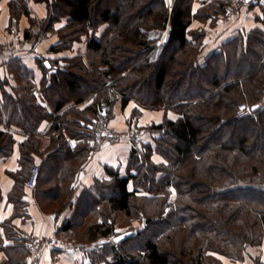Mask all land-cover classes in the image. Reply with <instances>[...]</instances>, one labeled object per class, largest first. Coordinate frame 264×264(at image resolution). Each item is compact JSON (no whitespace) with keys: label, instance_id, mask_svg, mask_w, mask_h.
<instances>
[{"label":"trees","instance_id":"16d2710c","mask_svg":"<svg viewBox=\"0 0 264 264\" xmlns=\"http://www.w3.org/2000/svg\"><path fill=\"white\" fill-rule=\"evenodd\" d=\"M39 1L48 4L49 16L42 22L45 30L68 18L53 50L70 49L91 32L88 52L100 58L88 62L78 55L69 59L64 71L57 68L50 83L42 80L39 84L56 113L71 100L78 104L89 95H95V100L89 106L94 114L90 118L76 108L54 118V128L61 134L52 139L55 153L40 167L35 188L42 181L50 182L54 188L45 194L54 195L62 182L68 183L75 176V161L88 147L72 151L63 130L74 137L90 132L102 115V100L109 98L108 81L124 96L118 101L123 106L134 99L146 108L171 109L180 114L177 120L166 117L163 123L148 129L155 136L153 143L142 139L141 147L131 143L133 150L126 175L108 169L111 179L99 184L98 193H83L73 219L61 231L77 230L78 220L83 217L80 215H85L83 222L85 226L88 222L86 229L91 241L111 236L115 239L119 235L115 234L116 223L108 222L111 214L144 219L141 231L111 243L108 254L115 259L111 264H207L208 260H214L213 253L236 257L248 246L261 244L264 185L254 187L242 181L247 169L258 174L261 165L264 168V109L254 116H241L237 110L244 101L254 102L261 97L264 100V31L255 29L246 37L237 36L220 52L208 56L202 65L201 34L192 31L194 41L188 40L194 0H175L172 10L166 0ZM221 3L206 8L219 7L220 12L224 11L226 3ZM16 4L17 10L30 14L26 0H18ZM14 6L13 3L15 12ZM168 26L172 27L170 39L159 57L151 60L157 44L148 39V33L166 30ZM30 36L26 32V38ZM27 74L29 81L23 84L20 100H11L6 105L13 111L12 118L18 119L30 135L21 146L26 166L31 162V153L38 148L36 127L43 119H53L31 94L32 72ZM115 103H110L107 118ZM129 128L141 129L144 134L140 126L133 124ZM11 138L12 134L0 132V142L6 145L7 153L11 151ZM154 154L163 156L166 163L155 162ZM243 159L254 162L246 168ZM67 161L72 164L65 169ZM29 171L20 176L27 177ZM261 179L264 183V176ZM24 184L20 177L15 199L19 200ZM129 185L133 187L131 190ZM171 187L178 194L175 203L169 201ZM109 189L111 196L107 197L105 192ZM100 205L103 222L88 221L90 212L98 214ZM81 206L89 211H80ZM210 236L225 240L228 251H222ZM29 239L20 238L18 245L7 249L13 256L18 251L19 262L20 257L30 255ZM132 241L136 245L132 246ZM230 244L239 247L238 251L230 254ZM98 247L107 251L106 244ZM102 252L96 256L102 257Z\"/></svg>","mask_w":264,"mask_h":264},{"label":"crops","instance_id":"0c3cea01","mask_svg":"<svg viewBox=\"0 0 264 264\" xmlns=\"http://www.w3.org/2000/svg\"><path fill=\"white\" fill-rule=\"evenodd\" d=\"M218 1H222L220 5L226 3L224 11L220 12L219 7L217 9L206 8ZM233 1L235 0H194L193 2L188 40L194 41L192 31L201 34L200 63L202 65L205 64L208 56L214 52H220L224 45L237 36L246 37L255 29L264 31V0H248L238 15L227 19L226 11ZM17 2L18 0H0V45L19 39H25L27 42L26 49L14 54L0 49V132L12 134L9 153L5 151L6 145L0 142V264H26L28 262L29 254L20 257L19 262L18 251L16 250L13 256L7 250L18 245L16 242L20 238H29L34 234H53L56 231L72 232V230L61 231V229L67 221L73 219L78 209L79 198L86 191L98 193L99 184L111 179L108 169L126 175L133 150V145L129 141L109 143L99 150L85 148L75 161L77 168L75 176L71 177L68 183L67 180L62 182L61 187L55 190V197V194H45L46 190L54 188L53 184L42 181L36 188H30L24 184L19 200L15 199L14 192L21 173L31 169L34 165L44 167L45 161L55 151L51 146L52 139L59 137L61 131L54 128V118L73 108L84 111L86 117L90 118L94 114L89 106L95 100V95L86 96L78 104L71 100L60 112L56 113L53 104L44 92L41 96H44L45 102L42 103L39 95L33 93L30 88L36 102L52 114L53 119H43L36 127L35 137L39 141L38 148L31 153V162L27 166L24 164L21 146L28 141L30 135L23 130L17 122L18 119L12 118L13 111L7 109L6 105L11 100H20L23 95V84L28 80V71L32 72L31 77H33L31 87L34 85L39 87L42 80H48L50 83L51 77L58 72L57 68L64 71L69 59L87 53L88 36H82L80 42H75L70 49L53 50V47L60 42L59 31L67 25L68 18H62L56 22L53 30L43 29L42 31V22L49 16L48 4L45 1L26 0L27 9L30 11L28 14L22 12L21 9L17 10ZM13 3L15 12L12 8ZM204 11L208 12L204 13ZM167 29H156L155 32L160 37L163 33L166 36ZM26 32L31 34L30 38H26ZM83 39L87 40L83 43L85 46L82 44ZM162 43L164 46V40ZM78 44L81 46L77 47ZM154 52L155 50L150 55L151 60H156L153 57ZM69 117L72 118L71 115ZM166 117L177 120L180 114L171 109L146 108L131 99L125 106L122 102L113 104L108 120L111 127L120 130H126L133 124L142 127L144 129L142 142L153 143L155 136L148 129L153 125L163 123ZM64 131L69 133L64 129L63 134ZM152 159L157 163L163 161L158 154H154ZM71 164L67 161L65 169L67 166L71 167ZM129 188L131 190L132 185H129ZM100 207L101 205L98 209ZM98 222H103V218L98 219ZM212 256L216 261L215 264H264V238L261 244L248 246L236 257L218 253H213ZM87 258L81 248L62 252L49 249L44 253L41 264H83Z\"/></svg>","mask_w":264,"mask_h":264},{"label":"rangeland","instance_id":"374dc122","mask_svg":"<svg viewBox=\"0 0 264 264\" xmlns=\"http://www.w3.org/2000/svg\"><path fill=\"white\" fill-rule=\"evenodd\" d=\"M174 2H175V0H167V3L169 5V7H171ZM34 24H35V20H34ZM37 26L39 27V25H37ZM38 27H36V29L39 31L40 27L39 28ZM103 28L104 27H102L98 33H101ZM43 29H46L45 25L41 27L42 31H43ZM51 30H53V29H51ZM155 31H156V29H154V30H152V32L148 33V39L152 40V41L153 40L156 41V44H157L156 47L163 49V43H162L161 37L158 36V34ZM90 37H91V32L89 33L87 39L89 40ZM76 42H80V39H78ZM85 42H87V40L83 39L82 44L85 43ZM20 43H22L23 46L21 47V50H19V51H23L24 49H26V45H27V42H26L25 39L14 40V41H11L9 43H5L3 45H0V47L17 45V44H20ZM83 45L85 46V44H83ZM80 46H81V44L77 45V47H80ZM157 48L155 49V52L153 54V57L156 58V59L159 57V55L162 52L161 51L162 49L158 50ZM1 50L6 51L7 53H10V50H5V49H1ZM11 54H14V53H11ZM83 56L88 62L97 61L100 58L99 55H92L91 52L90 53L87 52V53L83 54ZM125 73L129 74L130 70L126 69ZM108 84L110 85L108 87L109 93L119 94L118 91H116V89L113 87V83H112L111 80L108 81ZM37 89H38V92H33V93L38 94L39 97H40V100L42 101V103H44L45 102L44 96H41V94H43V91L39 87H37ZM116 102H118V101H116ZM242 103H246L250 107L251 113L248 114V113H244V112L243 113L239 112V106H238L237 113L239 115H241V116H252V115L254 116L259 111L261 112V110L264 109V100H263L262 97L261 98H257L254 102L244 101ZM107 120H108V118H107ZM108 122H109V120H108ZM138 130H141V129H138ZM142 144L143 143L140 142L139 146L141 147ZM161 158H162L163 161L159 162V163H164V162L166 163L165 158H163V156H161ZM243 161H244V164H245L246 168H248L251 164H253L252 162H254V161L248 162L249 160H247V159L246 160L243 159ZM260 169H262V170L258 174H252L251 171L247 169L246 170V173H247L246 174V178H244L243 181H242L243 184L245 183L247 185H251V186H254V187H261L262 185H264V183L262 182V179H261L264 176V168H263L262 165H261ZM160 174L163 175V172H161ZM250 180H252V181H250ZM168 189L170 191L169 201H171L172 203H175V201L178 198V194H177L175 188L171 187V188H168ZM105 193L107 194V197L111 196V190L110 189L106 190ZM141 193H143V192H141ZM237 195H240V193H238ZM79 210L80 211H82V210L89 211L88 207L86 209L84 206H83V208L81 206V208ZM103 212L104 211L102 210V208L98 210V214L92 213V211H91L90 215L88 216L89 217L88 221H90V222L92 221L93 222V221H95V219L98 220L100 218H103V216H104ZM80 216H83V217H80L79 220H78V222L80 223V225H79L80 228H78L77 230L72 231L70 233L69 232H67V233L58 232V235L61 238L65 239V240L72 241V242L76 243L79 246V248H81L84 251V253L88 257L86 259L85 263H87V262H88L87 264H111V263H113L115 259H114L113 255H111V254L109 255L108 253L111 252L110 251L111 250L110 246H111V243L115 240L114 236H111L110 238H107V239L100 238V239H98L96 241H91V239H90L91 237L88 235V231H87L88 229H86V226H87L88 222H87L86 226H85V224L83 222V220L85 219V217H84L85 215H80ZM112 221L114 223H116V226H115V231L116 232H115V234L119 235V236H122V235L125 236L124 240L127 239L128 237H132L134 234L138 233L139 231H141L145 227L144 219H142V218L141 219L130 218V217H126L124 214H119L118 216H115V215L111 214L110 215V219H108V222L111 223ZM81 225H83V226H81ZM262 227H264V226H262ZM210 238H212V240H215V242H217V244H219L218 247L221 248L222 251L223 250L224 251H228V245H227L228 243L225 242V240L224 241H220L219 237L218 238L217 237L214 238V236H210ZM115 242H117V241L115 240ZM133 243L135 244V242L134 241L131 242L132 246H134ZM100 244H106L107 245V251H105V252L103 251L102 252L99 249V247H98ZM233 245L234 244H230V248H231L230 251H229L230 254L238 251L237 249L239 247H237L235 245L233 246ZM133 249L135 251V254H137L136 248H133ZM60 252H62V251H60ZM101 252L103 253L102 257L96 256V255H98ZM29 257H30V255H29ZM28 260H29V258H28ZM215 262L216 261H214V260H208L207 264H215ZM85 263H83V264H85Z\"/></svg>","mask_w":264,"mask_h":264},{"label":"built area","instance_id":"2783aa9c","mask_svg":"<svg viewBox=\"0 0 264 264\" xmlns=\"http://www.w3.org/2000/svg\"><path fill=\"white\" fill-rule=\"evenodd\" d=\"M248 3V0H235L229 6L226 11V18L231 19L236 16L242 9L244 5ZM165 34L161 36L163 41ZM22 43L12 46H3L0 49L10 50V53H15L21 50ZM31 90L33 92H38L37 86H32ZM124 96L122 94H112L109 93L108 99H103L101 102V117L96 121L95 125L91 127L90 132L77 137L64 131L65 139L68 147L75 151L79 147H88L93 150H99L106 144L109 143H119L123 141H129L135 145H139L143 136V132L137 128H129L126 130H119L111 127L106 113L110 108V103L115 101H120ZM239 112L250 114V107L246 103H241L239 105ZM40 172L39 165H34L27 177L21 176L25 180V185L33 188L36 185L38 176ZM59 231L53 234H34L30 237L28 243V249L30 252L29 260L26 264H41L42 257L44 253L49 249H61L62 251H67L70 249H78L79 246L72 242L61 238L58 235Z\"/></svg>","mask_w":264,"mask_h":264},{"label":"water","instance_id":"95a60500","mask_svg":"<svg viewBox=\"0 0 264 264\" xmlns=\"http://www.w3.org/2000/svg\"><path fill=\"white\" fill-rule=\"evenodd\" d=\"M171 32H172V27L169 26L168 29H167V33H166L165 39H164V44L168 43V41L170 39V36H171ZM124 238H125V236L122 235V236L116 237L115 240L118 242V241L123 240Z\"/></svg>","mask_w":264,"mask_h":264}]
</instances>
